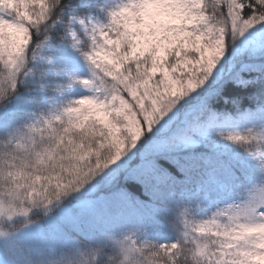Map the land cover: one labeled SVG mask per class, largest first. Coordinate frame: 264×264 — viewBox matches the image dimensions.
Listing matches in <instances>:
<instances>
[{"label":"snow or ice","instance_id":"obj_1","mask_svg":"<svg viewBox=\"0 0 264 264\" xmlns=\"http://www.w3.org/2000/svg\"><path fill=\"white\" fill-rule=\"evenodd\" d=\"M0 264H264V0H0Z\"/></svg>","mask_w":264,"mask_h":264}]
</instances>
